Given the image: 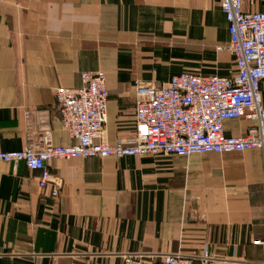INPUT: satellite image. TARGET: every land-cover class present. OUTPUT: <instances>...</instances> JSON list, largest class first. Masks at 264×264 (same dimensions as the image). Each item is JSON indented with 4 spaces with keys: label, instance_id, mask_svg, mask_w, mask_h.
<instances>
[{
    "label": "crops",
    "instance_id": "1",
    "mask_svg": "<svg viewBox=\"0 0 264 264\" xmlns=\"http://www.w3.org/2000/svg\"><path fill=\"white\" fill-rule=\"evenodd\" d=\"M260 12L263 0H243ZM221 0H19L0 3V152L75 141L54 91L102 72L106 140L135 133L137 82L184 73L228 76L234 58ZM264 108V82L261 85ZM31 113V118H26ZM43 122L45 124H43ZM250 123H225L243 137ZM60 195L41 173L0 163V264H124L129 254L181 253L208 264H264V156L230 154L54 160ZM197 264H200L197 260Z\"/></svg>",
    "mask_w": 264,
    "mask_h": 264
},
{
    "label": "built area",
    "instance_id": "2",
    "mask_svg": "<svg viewBox=\"0 0 264 264\" xmlns=\"http://www.w3.org/2000/svg\"><path fill=\"white\" fill-rule=\"evenodd\" d=\"M18 1L0 0V3ZM221 10L228 21L230 45L218 50L232 55L235 73L206 76L190 72L162 85L137 82L135 133L115 144H110L105 137L109 103L107 77L102 72L83 73L81 87H59L54 91L63 128L75 144L56 147L50 132L46 131L40 136L38 146L31 142L22 151L0 152V163H23L29 170L39 171L40 189L50 190L51 196L57 198L62 185L50 172V163L54 160L187 157L251 150H259L264 156L261 95L264 8L260 12H247L243 0H221ZM26 118L29 120L31 113ZM238 119L250 123L246 135L227 137L225 123ZM197 260L208 264L213 258L207 248L199 258L181 253L123 257L124 264H197Z\"/></svg>",
    "mask_w": 264,
    "mask_h": 264
}]
</instances>
